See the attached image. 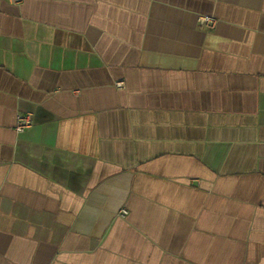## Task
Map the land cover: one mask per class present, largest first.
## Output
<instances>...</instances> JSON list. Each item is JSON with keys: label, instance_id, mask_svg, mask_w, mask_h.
Returning <instances> with one entry per match:
<instances>
[{"label": "crops", "instance_id": "crops-1", "mask_svg": "<svg viewBox=\"0 0 264 264\" xmlns=\"http://www.w3.org/2000/svg\"><path fill=\"white\" fill-rule=\"evenodd\" d=\"M0 264H264V0H0Z\"/></svg>", "mask_w": 264, "mask_h": 264}, {"label": "built area", "instance_id": "built-area-1", "mask_svg": "<svg viewBox=\"0 0 264 264\" xmlns=\"http://www.w3.org/2000/svg\"><path fill=\"white\" fill-rule=\"evenodd\" d=\"M12 3H19L21 0H9ZM198 22L201 25H205L208 27H213L215 25L216 20L209 16H201L198 18ZM117 88L123 87V82H117L116 83ZM32 120L31 116L29 114H17L15 118V124H14V131L16 133H21L27 128L31 126ZM123 214H125L124 211H122Z\"/></svg>", "mask_w": 264, "mask_h": 264}]
</instances>
